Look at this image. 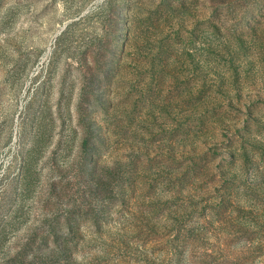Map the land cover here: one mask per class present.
I'll return each mask as SVG.
<instances>
[{
  "label": "rangeland",
  "instance_id": "rangeland-1",
  "mask_svg": "<svg viewBox=\"0 0 264 264\" xmlns=\"http://www.w3.org/2000/svg\"><path fill=\"white\" fill-rule=\"evenodd\" d=\"M0 264H264V0H0Z\"/></svg>",
  "mask_w": 264,
  "mask_h": 264
}]
</instances>
